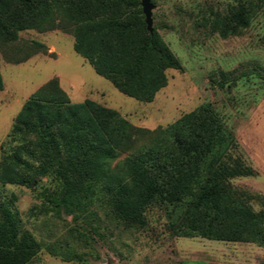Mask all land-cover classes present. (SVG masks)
Segmentation results:
<instances>
[{
	"label": "trees",
	"instance_id": "16d2710c",
	"mask_svg": "<svg viewBox=\"0 0 264 264\" xmlns=\"http://www.w3.org/2000/svg\"><path fill=\"white\" fill-rule=\"evenodd\" d=\"M140 2L0 0V45L14 44L24 30L60 29L97 75L125 96L151 102L167 86L166 71L182 66L156 29L147 30ZM257 15L264 18V0H233L202 25L225 39ZM39 50L45 46L32 42L22 58L10 60L22 62ZM236 147L210 104L149 131L90 99L71 102L51 80L23 103L0 145V186L33 190L49 178L54 188L40 195L56 218L86 222L94 208L106 206L117 223L143 227L145 211L158 207L176 237L264 245V210H254L252 196L231 184L255 175L233 155ZM16 200L0 199V264H28L43 247L22 227ZM79 233L86 241L87 232ZM45 249L82 260L53 245Z\"/></svg>",
	"mask_w": 264,
	"mask_h": 264
},
{
	"label": "rangeland",
	"instance_id": "374dc122",
	"mask_svg": "<svg viewBox=\"0 0 264 264\" xmlns=\"http://www.w3.org/2000/svg\"><path fill=\"white\" fill-rule=\"evenodd\" d=\"M150 1L152 27L182 66V71H166L167 86L153 101L125 96L97 75L74 52L70 34L60 29L24 30L14 44L0 45V145L23 103L51 80L57 81L71 102L90 99L149 131L207 103L232 131L237 143L233 155L255 171L254 176L233 179L231 184L252 196L254 210H264V18L257 15L239 34L223 39L203 26L202 19L209 18L211 11H223L233 0ZM32 42L43 44L45 50L19 63L10 60L22 58L23 49ZM54 185L44 178L33 190L0 186V199L16 196L12 206L22 227L43 246L28 264H264V245L258 243L174 236L158 207L145 211L143 227L117 223L106 206L94 208L86 222L66 215L56 218L46 211L47 203L40 195ZM83 229L86 241L79 235ZM46 245L75 253L82 260H64L48 253Z\"/></svg>",
	"mask_w": 264,
	"mask_h": 264
},
{
	"label": "water",
	"instance_id": "95a60500",
	"mask_svg": "<svg viewBox=\"0 0 264 264\" xmlns=\"http://www.w3.org/2000/svg\"><path fill=\"white\" fill-rule=\"evenodd\" d=\"M141 8H142V13L145 17V24L147 26V30L149 32H152V9L153 5L150 0H141L140 2Z\"/></svg>",
	"mask_w": 264,
	"mask_h": 264
}]
</instances>
